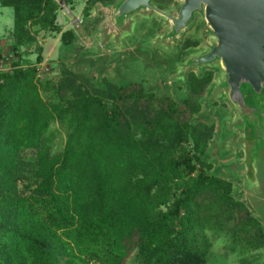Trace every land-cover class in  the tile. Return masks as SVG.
Listing matches in <instances>:
<instances>
[{"label": "trees", "instance_id": "trees-1", "mask_svg": "<svg viewBox=\"0 0 264 264\" xmlns=\"http://www.w3.org/2000/svg\"><path fill=\"white\" fill-rule=\"evenodd\" d=\"M64 1L74 11L82 0ZM98 1L86 0L83 14ZM0 5L15 14L12 68L0 69V264H204L223 236L233 250L264 248L257 217L187 147L190 125L174 100L97 89L66 67L39 81L22 48L43 30L73 42L58 23L62 5ZM56 122L66 133L58 151Z\"/></svg>", "mask_w": 264, "mask_h": 264}, {"label": "rangeland", "instance_id": "rangeland-1", "mask_svg": "<svg viewBox=\"0 0 264 264\" xmlns=\"http://www.w3.org/2000/svg\"><path fill=\"white\" fill-rule=\"evenodd\" d=\"M158 2L171 5L174 0H158ZM85 3L86 0L79 1L74 11L68 6H62L58 13V23L63 31L70 28L75 31L76 38L73 42L65 45L61 40L62 33L43 30L37 33V42L33 46L22 48L24 60L38 67L39 81L58 80L67 68L71 72L86 76L97 89L100 86L106 87L107 84L140 88L148 95L153 94L158 98L169 97L174 100L183 109L184 119L190 125L187 147L207 162H211L212 167L207 172L229 181L232 185V193L244 201L251 211L247 203L249 199L242 189L244 183L242 172L234 174L226 169V166L233 161L243 160L245 151L243 148L234 149L227 154L222 151L225 138L224 123L227 119H235L237 112L225 95L215 97V86L223 75L221 69L216 66L206 67L203 70L192 67L188 69L184 79L180 77L183 61L192 52H200L213 42L214 38L209 32L208 24L202 22L201 16L198 15L191 27L168 47L171 53L162 49L163 47L154 46L153 49L147 47L145 37L142 41L139 40L142 35L153 36L152 32L156 35L164 33L165 27L154 22L141 26L138 40L132 42L133 44H127L126 49L123 46L124 51H117L114 55L112 49H105L97 53L98 55H93L89 54L87 49L92 46L91 40L95 37L93 34L95 24L107 11L105 7L107 1H98L89 16L83 14ZM70 14H74L83 22L87 29L86 35L76 32L77 20L71 18ZM14 17L12 7L0 5V68L4 64L1 61L3 58H5L4 66L9 65L10 62L4 55L13 53L10 44ZM38 45L43 49L40 50ZM39 54L42 56V61L38 63ZM51 130H54V150H61L66 139L65 130L58 122L53 124ZM197 173L192 175L195 176ZM248 187L255 195L261 187V181L249 180ZM252 214L255 215L253 212ZM262 218H264V210ZM257 219L264 230V222L258 217ZM212 239L211 252L204 264H264V248L251 250L239 246L233 250L229 238L223 236ZM127 264H135L134 258L132 257Z\"/></svg>", "mask_w": 264, "mask_h": 264}, {"label": "water", "instance_id": "water-1", "mask_svg": "<svg viewBox=\"0 0 264 264\" xmlns=\"http://www.w3.org/2000/svg\"><path fill=\"white\" fill-rule=\"evenodd\" d=\"M58 1L66 6L64 0ZM105 7L103 18L94 26L89 54L98 55L105 49H112L114 55L124 51L123 46L126 49L127 44L138 40L141 26L154 22L165 27L164 33L152 32L153 36L142 35L139 40L145 37L147 47H163L171 53L168 47L191 27L198 15L208 24L213 42L183 61L180 77L184 79L192 67L221 69L223 75L215 86V97L225 95L237 112L235 119L224 123L222 151H245L243 160L233 161L226 169L234 174L242 172L247 203L264 222V0H174L171 5L156 0H114ZM70 15L77 20L76 32L86 35L83 22ZM257 179L261 187L253 195L248 183Z\"/></svg>", "mask_w": 264, "mask_h": 264}, {"label": "built area", "instance_id": "built-area-1", "mask_svg": "<svg viewBox=\"0 0 264 264\" xmlns=\"http://www.w3.org/2000/svg\"><path fill=\"white\" fill-rule=\"evenodd\" d=\"M8 60H10V62L8 63L9 65H6V66H4L5 65V58H3V60H1L4 64H3V66L0 68V69H11L12 68V66H11V60H12V58H13V56H12V54H10V53H7V55H4Z\"/></svg>", "mask_w": 264, "mask_h": 264}]
</instances>
